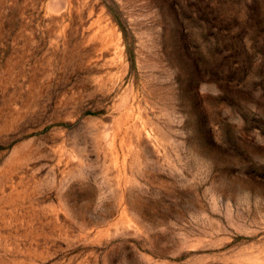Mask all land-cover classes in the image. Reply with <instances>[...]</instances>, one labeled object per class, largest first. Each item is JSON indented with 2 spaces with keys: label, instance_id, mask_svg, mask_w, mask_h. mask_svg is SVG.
Returning a JSON list of instances; mask_svg holds the SVG:
<instances>
[{
  "label": "rangeland",
  "instance_id": "obj_1",
  "mask_svg": "<svg viewBox=\"0 0 264 264\" xmlns=\"http://www.w3.org/2000/svg\"><path fill=\"white\" fill-rule=\"evenodd\" d=\"M0 264H264V0H0Z\"/></svg>",
  "mask_w": 264,
  "mask_h": 264
}]
</instances>
